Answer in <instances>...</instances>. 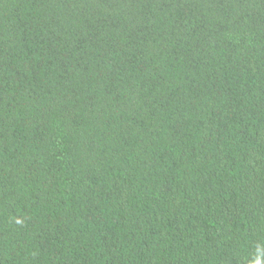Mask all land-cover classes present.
Masks as SVG:
<instances>
[{
  "label": "trees",
  "instance_id": "obj_1",
  "mask_svg": "<svg viewBox=\"0 0 264 264\" xmlns=\"http://www.w3.org/2000/svg\"><path fill=\"white\" fill-rule=\"evenodd\" d=\"M0 264H264V0H0Z\"/></svg>",
  "mask_w": 264,
  "mask_h": 264
}]
</instances>
